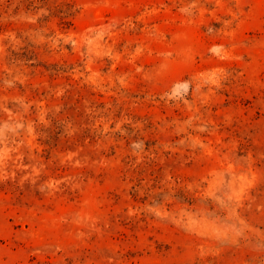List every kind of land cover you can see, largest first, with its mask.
Here are the masks:
<instances>
[{
  "label": "rangeland",
  "instance_id": "obj_1",
  "mask_svg": "<svg viewBox=\"0 0 264 264\" xmlns=\"http://www.w3.org/2000/svg\"><path fill=\"white\" fill-rule=\"evenodd\" d=\"M0 264H264V0H0Z\"/></svg>",
  "mask_w": 264,
  "mask_h": 264
}]
</instances>
